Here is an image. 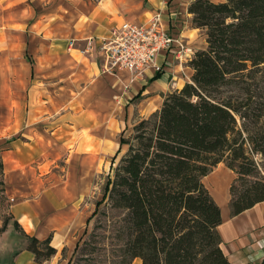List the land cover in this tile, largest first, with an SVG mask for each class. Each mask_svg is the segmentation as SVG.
I'll list each match as a JSON object with an SVG mask.
<instances>
[{
    "label": "crops",
    "instance_id": "obj_1",
    "mask_svg": "<svg viewBox=\"0 0 264 264\" xmlns=\"http://www.w3.org/2000/svg\"><path fill=\"white\" fill-rule=\"evenodd\" d=\"M195 1L0 0V129L15 137L3 153L5 192L28 236L52 238L58 253L46 264H68L92 220V163L121 148L123 125L149 119L170 93L168 67L158 70L171 54L133 77L105 70L100 40L157 13L171 36L205 38L189 13ZM59 161L67 163L64 175L51 170ZM236 178L221 163L203 179L221 208V247L231 264H263L264 202L233 216ZM21 234L0 235V264H37Z\"/></svg>",
    "mask_w": 264,
    "mask_h": 264
},
{
    "label": "trees",
    "instance_id": "obj_2",
    "mask_svg": "<svg viewBox=\"0 0 264 264\" xmlns=\"http://www.w3.org/2000/svg\"><path fill=\"white\" fill-rule=\"evenodd\" d=\"M189 13L207 44L190 59L191 82L120 138L119 153L128 150L104 194L123 215L117 241L86 231L68 264H231L221 208L203 182L221 163L237 175L233 216L264 202V0H196ZM15 227L37 264L57 255L52 238Z\"/></svg>",
    "mask_w": 264,
    "mask_h": 264
},
{
    "label": "rangeland",
    "instance_id": "obj_3",
    "mask_svg": "<svg viewBox=\"0 0 264 264\" xmlns=\"http://www.w3.org/2000/svg\"><path fill=\"white\" fill-rule=\"evenodd\" d=\"M182 37V36H181ZM184 40L185 48L169 56V61L165 60L164 66L159 65L158 74L163 73L165 66L168 67V82L169 92L176 91L180 89L186 83L191 82L192 79V70L189 68L190 59L193 57V53L197 52L198 49H206V37H196L195 34L190 36L182 37ZM201 50V49H200ZM168 54L165 53L167 57ZM190 56V57H189ZM126 93H124V96ZM126 101H124V105ZM158 111V110H157ZM126 116L124 111V117ZM123 125V128L126 127L125 136L127 138L131 137L134 134V127L132 123H126ZM14 125V124H13ZM118 131V126H116ZM8 134V135H7ZM7 134H4V131L0 129V235L10 229L12 232H18L19 230L15 227V219L12 215L11 205L13 204L12 198L5 192V183H4V167H3V153L7 148L9 142L15 138L13 136V131H9ZM116 136L117 141L120 139V133ZM7 135L9 138L8 143H5L3 136ZM17 136H20L18 133ZM120 144V141H119ZM118 146V145H117ZM120 148L116 147L115 149H109V155H105V159H102L99 165L92 163L93 177H92V192H91V202L93 210H95L96 215L92 218L88 228L87 234L84 238L91 239V236L96 238L98 241L103 242L102 244H109L111 242L117 241L116 234L118 233L120 227V219L122 218V213L120 211L114 210L108 203L104 202V194L107 184L109 183L110 178L114 177V170L118 166L120 160L127 152L128 147H122L121 152L119 153ZM258 162H261L262 159L259 157L256 159ZM67 163L64 161H59L57 165H52L51 170L54 169L55 172H59L58 175H64L66 173ZM37 167V166H35ZM48 169V167L46 168ZM238 188H242L241 183L238 184ZM97 204H100L97 208ZM96 207V209H95ZM6 226V228H5ZM21 236L25 237L23 234ZM28 241V240H27ZM133 264H142L141 259H137Z\"/></svg>",
    "mask_w": 264,
    "mask_h": 264
},
{
    "label": "built area",
    "instance_id": "obj_4",
    "mask_svg": "<svg viewBox=\"0 0 264 264\" xmlns=\"http://www.w3.org/2000/svg\"><path fill=\"white\" fill-rule=\"evenodd\" d=\"M88 46L92 48V42ZM98 48L103 54L106 71H127L139 77L147 68L155 66L160 53L179 52L185 45L181 36H171L164 29L162 15L157 13L144 24L123 23L100 40Z\"/></svg>",
    "mask_w": 264,
    "mask_h": 264
}]
</instances>
